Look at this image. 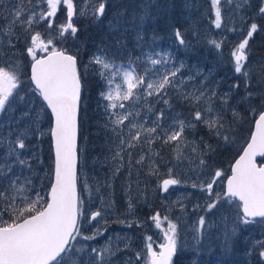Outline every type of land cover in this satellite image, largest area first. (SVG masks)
<instances>
[{
	"label": "snow or ice",
	"instance_id": "6c2138e0",
	"mask_svg": "<svg viewBox=\"0 0 264 264\" xmlns=\"http://www.w3.org/2000/svg\"><path fill=\"white\" fill-rule=\"evenodd\" d=\"M32 3V0H27ZM215 8V28L222 26L221 0H210ZM231 3L232 0H226ZM41 5L39 10L35 5L32 8L24 7L25 0H19V4L9 7L0 0V17L5 21L0 25V47L8 50V53H15L18 43L24 44V53L30 57L31 75L29 77L30 87L28 92L33 96H38L43 104L35 115L31 110L21 113L18 118H14L9 123L16 127L11 129L9 137L0 136V145L6 146L5 153L0 156V179L7 180L8 183L0 188V264H116L115 258L120 252H127L129 245L120 248L119 244L109 242L101 247H86L79 244L78 237L82 241L95 240L97 235L103 232L97 227L90 235H84L81 231L83 223L96 221L98 224H107L109 210L113 207V201L109 198H101V207L96 210L88 209L85 214V196L91 202L92 193H99L100 182L96 181L95 187L88 185L87 179L81 177V188L78 189V146L77 138L79 131L78 118L81 112L82 72L78 67L77 55L70 54L66 49L57 47V41L64 43L68 38L77 39L80 29L74 23L82 16H88L93 23L104 24V18L110 13L111 19L107 21V32L97 52L93 53L90 64L99 66L98 74L106 81L108 90L100 95L110 104L105 105V111H112L108 115V123L105 127L111 128L116 151L111 159L115 161L112 165V179H115L122 169H127L129 177L132 176L136 166L147 168L149 174L159 176V168L154 157H158L152 145L157 141L162 144L182 142L196 152V159L199 167H207L205 157L215 151L211 144L201 139L200 144L189 141L185 135L186 131L194 132L198 125H203L212 133L219 137L226 144L232 142V122L226 121V112L232 113L233 122L240 119L235 107L230 104L232 92L240 88L239 83L229 85V91H220L221 81L210 80L214 75L210 69L205 75L201 69L197 68L195 73L187 77L188 81L202 77L198 85H193L192 90H185V77L181 70L188 67L184 61L176 60L170 51L152 50L145 54L147 61L152 66L160 65L161 69L151 75L147 82L145 76L139 75L135 69L130 67L123 71V84H114L115 76L118 72L111 71L117 65L109 58L107 49L111 46L123 49L127 47V37L125 33L129 30V24L133 25L135 46L145 47V28L147 23L151 29V41L153 45L160 38L156 27L165 21L167 9L174 8V3L161 5L157 0H142L138 5L139 11L134 13L133 21L126 19L128 8L123 0H93L90 8L81 6L79 12L74 0H36ZM64 6L66 19L63 23L57 22V13ZM188 5L186 4L185 7ZM250 7V0H238L236 8ZM107 9V12H106ZM255 17L264 21V0L253 17H241V20L248 23L244 39L240 41L231 51L230 55L235 74L243 78L245 96L244 101L249 103L257 96V91L252 89L260 86L259 95L261 103L264 105V74H261L256 83L253 84L254 65L248 63L250 50L249 41L258 30H264V23L258 24ZM139 21V23H135ZM43 23L44 32L38 30V26ZM55 25V35L53 27ZM226 27V26H225ZM236 31L235 28L230 29ZM241 31H244L241 29ZM111 36V44L107 37ZM172 36L176 43L182 46L185 51H191L193 45L185 39V34L179 27H172ZM198 38V37H197ZM207 43L216 49L222 47L223 41L210 39ZM84 44L81 43V47ZM40 53V55H38ZM140 58L137 57V60ZM22 62L16 61L13 64L4 66L0 64V116L11 117L17 109L19 102L32 103L29 99L25 101V96L21 94V85L25 83L21 79ZM170 66V67H169ZM84 66V72L87 71ZM122 67V66H121ZM105 72L109 75L105 76ZM145 75H149L148 72ZM209 82L211 86H209ZM126 85V87H124ZM135 89H142L137 92ZM173 93L178 102H183L190 108L188 116L182 114L172 115ZM147 97H154L152 104L146 100ZM145 99L147 113L140 116L138 111L129 110L135 105L126 106L123 101ZM153 104H162L165 107L155 109ZM49 109L53 117V125L47 130V134L53 139L54 147V180L49 185L48 192L42 195L39 191L35 195H28L34 186L29 177H25L23 183H17L20 179L13 169L16 165L26 166L32 169L33 165L29 158L31 146L28 143L32 136H44L45 132L40 129V113L44 109ZM123 111H116V109ZM165 109L169 114L166 116ZM253 115H257L256 109L251 108ZM154 115L148 125V117ZM27 118V122H25ZM127 121V125L125 124ZM200 145H203L201 148ZM179 147V144H177ZM134 153L136 154L134 157ZM32 158H38L35 153H31ZM183 154L177 153V160ZM257 157L264 158V108L258 113V120L255 122V132L251 135L250 141L242 149V155L231 167L230 175H225L222 170H214L211 179L200 184L192 183V188H199L206 193L207 200L204 204L205 213H212L214 209L219 211L218 206L231 205L232 215L222 214L219 222L215 223L205 216H200L194 228L195 234L192 239L193 250L200 245L201 240L209 233V229L216 226L219 228V247L227 256L233 252L238 245H247L246 251L249 254L255 252L257 264H264V240L256 244H250L245 233L251 226H258L264 229V166L257 164ZM162 159V158H161ZM12 174L11 176L9 174ZM167 177L162 179L158 185L159 189L167 193L169 189L176 185L185 183L177 176L173 175V168H167ZM226 180V188L223 192H214V185ZM138 184V181H137ZM107 187H111L110 182H106ZM130 188L131 185L129 184ZM19 201V202H17ZM133 203L129 193L128 209L133 210ZM183 207V206H182ZM199 208L200 205L195 206ZM7 216V219H5ZM99 218V220H98ZM150 220L155 228L161 229L163 242L158 249L153 247L154 241L151 236L145 238L143 257L141 252H135L133 256H125L123 264H135L143 259V264H174V258L184 250L187 242L181 239L178 226L168 215L163 217L159 212H155ZM115 223L124 224L131 228L133 222L126 219H117ZM167 222V227H164ZM137 226L140 221H135ZM195 264V262H193Z\"/></svg>",
	"mask_w": 264,
	"mask_h": 264
},
{
	"label": "rangeland",
	"instance_id": "374dc122",
	"mask_svg": "<svg viewBox=\"0 0 264 264\" xmlns=\"http://www.w3.org/2000/svg\"><path fill=\"white\" fill-rule=\"evenodd\" d=\"M79 12L81 6L90 8L93 0H74ZM124 4L128 8L126 19L133 21L134 13L139 11L138 5L142 3V0H123ZM238 0H232L231 3H227L226 0H221L220 8L222 15V26L220 29L215 28V8L211 4L210 0H157V3L161 5H167L168 3H174L175 7L167 9V16L165 21L170 20L171 23L162 22L156 27L158 36L160 37L153 45L151 41V29L146 23L145 38L146 44L143 50L135 46L134 32L132 30L133 25L129 24V30L125 33L127 37V47L120 49L115 46H111L107 49L109 58L113 63L117 65L116 69L111 71L118 72L115 76L114 84L112 88H115L116 84H123V71L129 69L130 61L131 67L137 69V74L145 76L147 82L150 78H155L151 74L156 72L157 69H161L160 65L152 66L146 59L145 54L150 52L153 47L157 50L170 51L176 60H182L188 66L181 70L182 75L185 77V90H192L193 85H198L203 79L197 77L195 80L188 81L187 77L195 73L199 68L206 75L211 69L214 75L210 80L221 81L219 90L229 91V85L233 83H239L240 88L232 92V99L230 104L233 105L236 111L240 115V119L233 122L232 113L226 112L224 119L232 122V142L225 143L220 140L219 137L212 135V133L203 125H198L197 129L189 133L186 131L185 135L189 141H193L200 144L201 139L211 144L215 149L213 153L205 157L207 160V167H199V161L196 159L197 153L192 152L191 148L182 142H173L169 144H162L157 141L152 145L153 149L159 153L158 157H154L157 161L160 175L154 176L149 174L147 168H140L136 166L133 170V174L129 177L127 169H122L119 175L112 179V165L115 163L111 159L113 153L116 151L114 141L116 137L113 136L111 128L105 127L108 123V115L112 111L109 109L105 111V105L110 104V101L105 100L100 93L108 90L106 81L98 74L99 66L90 64V59L93 53L97 52V48L101 45L107 32V21L111 19L110 13L104 18V24L98 25L93 23L92 19L88 16H82L77 21L74 17V23L81 31V38L76 40L71 39V43L67 40L64 43L57 41V47H61L65 43H68L73 49L72 52L80 50L81 43L84 44L85 50L82 53L83 64L80 69L82 72V80L85 81V87L87 84L93 86L95 92L92 96L87 95L85 102L81 106L80 125L82 131L83 120L89 128V138L80 141V168H79V186H81V177L86 178L90 187H95L96 181L100 182V191L96 193L93 191L91 202L87 199V193L85 196V214L87 215L88 209L96 210L101 207V198L108 200L109 198L114 202L112 209L109 210L107 216V224L97 223L92 221L91 223H83L81 231L84 235L92 234L97 227L103 229L106 227L107 231L103 232V235H97L95 240L82 241L78 237L79 244L86 247H101L109 242L111 237V243L119 244L120 248H124L125 244L129 245L127 252L118 253L115 258L116 264H123L125 256H133L135 252H141L143 257L145 238L151 236L153 238V247L158 249L160 243L163 242V236L161 229L155 228L150 217L159 212L161 216L168 215L178 226V231L181 234V239L186 241L187 244L179 254L178 259L174 258V264H257L254 258L256 253L249 254L246 251L247 245H238L233 252L227 256L224 255L223 249L219 247V228L214 226L209 229L208 235L201 240V243L195 250L192 245L194 241L192 239L195 234L194 228L197 220L200 216H205L206 220L211 219L214 224L219 222V218L222 214L232 215L233 208L231 205L218 206L219 211L214 209L212 213H205L204 204L207 200L206 193L202 192L199 188H192V183L200 184L201 182H207L211 179V174L214 170H222L225 175L227 169H231V166L240 154L243 147L249 140L251 129L258 113L264 108L261 103V96L259 95L260 86L253 88V91H257V96L251 100V107L248 102L244 101L245 89L243 78L234 73L233 63L231 58V51L233 48L244 39V33L247 31L248 23L241 20V17H253L257 11L261 0H250V7L237 9L236 3ZM4 4L12 7L19 4V0H4ZM188 5L185 7V5ZM35 5L39 10L41 5L36 3V0H32V3H28L25 0L24 7L32 8ZM107 12V9H106ZM57 22L63 23L66 19L64 14V6L61 5L60 12L57 13ZM258 24L264 23L259 17H255ZM83 20V22H81ZM195 21L196 25L192 23ZM5 23L4 19L0 17V25ZM83 24V27L81 26ZM139 23V21H135ZM176 26L181 29L185 34V39L190 41L193 45L191 51H185L182 46H179L175 38L172 36V27ZM226 26V27H225ZM235 28L236 31L230 29ZM243 29L244 31H241ZM38 30L44 32L43 23L38 26ZM53 35H55V25L53 27ZM200 33V35H198ZM79 35L77 34V37ZM198 37V38H197ZM214 39L218 42L223 41L222 47L216 49L213 45L207 43L208 40ZM108 42L111 44L112 37H107ZM76 50V51H75ZM250 50L248 63L254 65V77L253 84L256 83V79L264 74V30H258L249 41L248 49ZM24 53V44L18 43L15 53H8V50L4 47H0V64L8 66L16 61L22 62L20 67L21 79L25 82L21 85V94L24 95L28 92L30 85V57ZM40 55V53H38ZM137 57L140 59L137 60ZM87 65V71L84 72V66ZM122 66V67H121ZM170 67V66H169ZM148 72L149 75H145ZM109 73L105 72V76ZM209 86H211L209 82ZM126 87V85L124 86ZM134 91L140 92L142 89H135ZM172 96L173 108L171 110L172 115L182 114L188 116L190 108L183 102H178L173 93H169ZM31 99L32 103L19 102L17 109L12 113L11 117L0 116V136L9 137L11 129L16 127L15 124L9 123L10 120L18 118L22 112L31 110L35 115L43 104L42 100L38 96H33L31 92L25 96V101ZM154 97H147L146 100L149 104H152ZM92 103L90 111L89 105ZM126 106L135 105L134 108L129 107V110L138 111L140 116L136 117L139 120L140 117L145 116L147 113V106L145 99L135 100L133 98L129 101H123ZM86 105V106H85ZM155 109L164 108L162 104H153ZM251 108H255L257 115H253ZM116 111H123L117 108ZM166 116L169 114L165 109ZM154 115L148 117V125L150 126L151 119H154ZM27 122V118H25ZM127 121L125 124L127 125ZM52 126V116L48 109H44L40 113V129L45 132L44 136H32L28 143L31 146V153H35L38 158H32L31 153L29 158L33 165L30 170L26 166L16 165L13 172L20 177L17 183H23L25 177H29L32 181L34 189L28 195H35L36 191H39L42 195L43 189L46 188L47 183H52L54 179V154L52 147L51 136L47 134V130ZM91 126V127H90ZM82 136V134H81ZM93 139V140H92ZM179 144V147H177ZM51 145V146H50ZM50 151L53 156V160L47 157ZM202 148L203 145H200ZM6 151V146L0 145V156ZM227 151L226 153H224ZM170 153L171 158L167 157V153ZM183 154L180 160H177V153ZM134 153V157H135ZM47 157V158H46ZM162 158V159H161ZM230 160V166L227 161ZM225 161V162H224ZM224 162L226 167L220 166L216 168L213 166L215 163ZM223 163V164H224ZM173 168V175L180 178L185 183L181 185L173 186L167 193L162 192L158 185L162 179L167 177V168ZM12 175L11 173L9 174ZM223 180V178H221ZM138 181V184H137ZM106 182H110L111 187L106 186ZM225 182H217L214 185V192L225 190ZM8 183L7 180L0 179V188H3ZM131 185L129 188L128 185ZM82 191V188L80 189ZM129 193L131 195L132 203L134 205L133 210L129 213L128 200ZM19 202V201H17ZM199 204L200 207L195 206ZM183 206V207H182ZM119 217L120 219H126L132 223V227L129 228L124 224L115 223L114 221ZM7 219V216H5ZM99 220V218H98ZM140 221V225L137 226L135 221ZM164 227H167V222H164ZM248 237L250 244H256L260 240H264V229L258 226H251L245 233ZM135 264H143V259L135 262Z\"/></svg>",
	"mask_w": 264,
	"mask_h": 264
},
{
	"label": "trees",
	"instance_id": "16d2710c",
	"mask_svg": "<svg viewBox=\"0 0 264 264\" xmlns=\"http://www.w3.org/2000/svg\"><path fill=\"white\" fill-rule=\"evenodd\" d=\"M167 16V15H166ZM166 16L164 17V19L166 18ZM81 22H83V20H81ZM81 26L83 27V24L81 23ZM79 36L77 37V38H81V36H80V34H81V31H79L78 33H77ZM72 38H68L67 39V41L69 42V43H71V40ZM61 48H64V49H66L68 52H72L73 51V49L70 47V45L68 44V43H65L64 45H62L61 46ZM85 50V47L83 46L80 50H75L76 52H72V53H74V54H76L77 56H78V58H79V66H81V64H83V57H82V53H83V51ZM83 88H84V91H83V102H85L86 100H85V97L87 98V95H89V92H90V95L92 96V93L93 92H95V90L93 89V86L91 85V87H90V85H88L87 84V87H85V81L83 82ZM89 95V96H90ZM91 105H92V103H90V105H89V111H90V108H91ZM86 106V105H85ZM264 105H262V107H263ZM91 127V126H90ZM81 134H82V136H81V138H82V140L83 139H88L89 138V128H88V125L87 124H85V121L83 120V125H82V131H81ZM93 140V139H92ZM51 146V145H50ZM50 151H52V149H50V147H49V154H47L46 156L47 157H49L50 158V161H51V159L53 160V156L51 155V153H50ZM227 151H225L224 153H226ZM46 157V158H47ZM167 157L168 158H171L172 156H170V153L168 152L167 153ZM225 162V161H224ZM224 162H220V163H215L213 166H215L216 168H219L220 166H223L224 165V167H226L228 164H229V166H230V160L229 161H227L228 162V164L226 165V163H224ZM224 163V164H223ZM229 173H230V169H227V174L226 175H229ZM49 185H50V183L48 182L47 183V186H46V188H44L43 189V191H42V193H44V195L46 196V193L48 192V189H49ZM80 188H81V186H80Z\"/></svg>",
	"mask_w": 264,
	"mask_h": 264
},
{
	"label": "water",
	"instance_id": "95a60500",
	"mask_svg": "<svg viewBox=\"0 0 264 264\" xmlns=\"http://www.w3.org/2000/svg\"><path fill=\"white\" fill-rule=\"evenodd\" d=\"M71 54V53H70ZM30 69H31V67H30ZM30 75H31V70H30ZM81 95H82V93H81ZM49 110V109H48ZM50 111V110H49ZM52 115V114H51ZM53 118V117H52ZM79 118H80V116H79ZM79 118H78V122H79ZM256 120H258V117H257V119ZM256 120H255V122H256ZM255 122H254V125H253V131H252V134L255 132ZM251 134V135H252ZM79 139H80V122H79V131H78V138H77V146H78V149H79ZM250 141V140H249ZM248 141V142H249ZM52 145H53V139H52ZM246 147V146H245ZM53 150H54V147H53ZM240 155H242V152L240 153ZM239 155V156H240ZM78 156H79V150H78ZM239 156L236 158V160L239 158ZM261 159H264V158H261V157H257V164L258 165H261V166H264V163H260V160ZM235 160V161H236ZM235 161H234V163H235ZM234 163H233V165H234ZM232 165V166H233ZM78 168H79V162H78ZM78 189H79V187H78Z\"/></svg>",
	"mask_w": 264,
	"mask_h": 264
},
{
	"label": "bare ground",
	"instance_id": "6f19581e",
	"mask_svg": "<svg viewBox=\"0 0 264 264\" xmlns=\"http://www.w3.org/2000/svg\"><path fill=\"white\" fill-rule=\"evenodd\" d=\"M192 23H194V24L196 25V23H195V21H194V20L192 21ZM198 35H200V33H198Z\"/></svg>",
	"mask_w": 264,
	"mask_h": 264
}]
</instances>
